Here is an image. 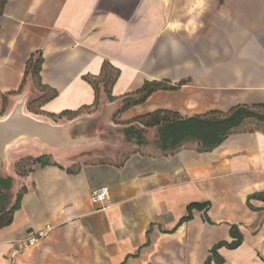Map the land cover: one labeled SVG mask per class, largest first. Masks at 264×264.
<instances>
[{
  "label": "crops",
  "instance_id": "obj_1",
  "mask_svg": "<svg viewBox=\"0 0 264 264\" xmlns=\"http://www.w3.org/2000/svg\"><path fill=\"white\" fill-rule=\"evenodd\" d=\"M39 53L46 92L26 76L29 59ZM106 62L120 76L113 100L101 86L93 107L96 90L86 78L100 76ZM146 81L187 84L122 111ZM45 94L50 97L39 106L35 101ZM259 104L264 0H6L0 16V121L23 105V114L42 125L45 135L21 136L0 153V178L12 179L5 192L10 205L20 187L27 189L12 223L0 229V264H72L81 238L89 244L99 233L111 244L112 230L130 209L169 222V232L190 205L208 202L213 225L195 210L176 233L163 234L181 236L188 229L197 239L203 228L200 242L209 236L210 251L231 241L230 228L237 225L244 241L235 250H219L224 264H264V202L251 201L258 211L247 206L249 196L264 193V133L239 131L200 153L193 143L163 141L168 129L137 121L159 110L189 118ZM30 105L39 113H31ZM83 107L91 109L73 119L50 117ZM41 155L56 165L17 174L19 159ZM104 187L109 198L103 207L93 193ZM48 226L53 230L47 238L16 253V242ZM151 234L150 227L138 252L120 264L139 259Z\"/></svg>",
  "mask_w": 264,
  "mask_h": 264
},
{
  "label": "trees",
  "instance_id": "obj_2",
  "mask_svg": "<svg viewBox=\"0 0 264 264\" xmlns=\"http://www.w3.org/2000/svg\"><path fill=\"white\" fill-rule=\"evenodd\" d=\"M6 0H0V16L3 14ZM43 59L42 55H33L27 64L26 76L30 75L37 83V87L40 91L46 92L47 87L41 82ZM120 76V71L114 68L108 62L104 63L101 75L98 77H87L86 80L96 90V99L93 107L99 105L100 102V87L102 86L108 100L112 101V87ZM187 81H182L178 84L172 85L168 81H146L142 88L133 93V98L127 99V105L122 109L125 110L128 107L142 104L157 91H176L182 86L186 85ZM55 93L53 94V96ZM52 96V97H53ZM50 96L46 94L41 97L37 102L40 106L41 103ZM31 108V105L29 106ZM90 110L91 107H83L79 111H64L59 115H51V118L63 119L66 116H70L69 119L77 117L80 113ZM35 113H39L38 110H33ZM139 123L145 127H164L168 129L164 134L163 141L170 139L171 143L179 147L188 143H193L196 146V150L200 153L211 152L216 147L221 145L230 135L236 132H262L264 133V105H238L233 107L228 112L210 111L203 115H197L189 118H182L180 115L170 111L159 110L154 113L147 114L138 118ZM33 161L34 166L30 168L26 173L21 176H25L30 173L36 167H46L49 165H56L51 161L49 155H41L38 157L26 156L19 159L15 163L16 172L19 170L20 165L25 160ZM76 167L68 169L70 172L76 171ZM12 184L11 178H0V229L9 226L13 221L14 213L19 209L22 197L27 192L25 187L21 188L16 196V201L13 205H10L9 196L7 191L10 190ZM257 200L264 202V193H256L247 198V206L252 211H258L251 201ZM211 208V203L205 204H192L188 207V215L182 218L176 227L167 234H174L185 223L193 219L192 212L199 211L204 213V222L211 225L213 223L208 218V211ZM151 232V230L148 232ZM231 241H220L215 244L209 251V256L205 260L204 264H224L225 260L220 256L219 250L226 248L228 250H235L239 248L243 241V234L241 233L239 226L232 225L230 228ZM144 246H149V242ZM143 246V247H144ZM130 257V256H129Z\"/></svg>",
  "mask_w": 264,
  "mask_h": 264
},
{
  "label": "rangeland",
  "instance_id": "obj_3",
  "mask_svg": "<svg viewBox=\"0 0 264 264\" xmlns=\"http://www.w3.org/2000/svg\"><path fill=\"white\" fill-rule=\"evenodd\" d=\"M33 82L36 89L39 90L36 81L33 80ZM35 109L36 107L31 106L29 111L32 113ZM69 118L70 116L65 117V119ZM51 119L55 122L63 120ZM33 166V161L25 160L20 165L17 174L21 176ZM160 217L163 218V216ZM169 225V222L165 220L159 222L150 215H141L130 209L124 216V222L112 230V245L106 244L107 240L103 239V234L99 237V233L96 238H89L91 239L89 244H86L81 238L79 251L75 252L72 264H120L127 254L138 252V248L146 242V233L150 227L152 229L150 246L141 251L139 259L136 261L130 259L127 264H200L204 256L209 253V248L205 246L210 242L209 236L203 239V243L200 242V238L206 233V230L201 228L197 239L190 237L188 229L183 231L181 236L178 234L164 235L165 231L171 229Z\"/></svg>",
  "mask_w": 264,
  "mask_h": 264
},
{
  "label": "water",
  "instance_id": "obj_4",
  "mask_svg": "<svg viewBox=\"0 0 264 264\" xmlns=\"http://www.w3.org/2000/svg\"><path fill=\"white\" fill-rule=\"evenodd\" d=\"M19 106L7 119L0 121V153L21 136H44L42 125L22 112Z\"/></svg>",
  "mask_w": 264,
  "mask_h": 264
},
{
  "label": "built area",
  "instance_id": "obj_5",
  "mask_svg": "<svg viewBox=\"0 0 264 264\" xmlns=\"http://www.w3.org/2000/svg\"><path fill=\"white\" fill-rule=\"evenodd\" d=\"M109 198V189L104 187L93 193V199L95 203L103 205ZM104 207V205H103ZM53 228L48 226L45 229L28 233L24 240L15 243L14 249L16 253L27 251L30 248L35 247L40 241L47 238L52 232ZM13 256L10 257V262H13Z\"/></svg>",
  "mask_w": 264,
  "mask_h": 264
}]
</instances>
